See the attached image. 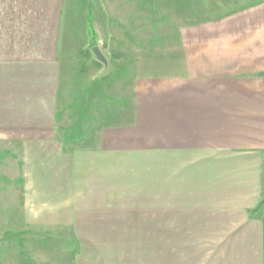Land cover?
Returning a JSON list of instances; mask_svg holds the SVG:
<instances>
[{"label": "crops", "instance_id": "obj_1", "mask_svg": "<svg viewBox=\"0 0 264 264\" xmlns=\"http://www.w3.org/2000/svg\"><path fill=\"white\" fill-rule=\"evenodd\" d=\"M127 6L0 0V264H264V5Z\"/></svg>", "mask_w": 264, "mask_h": 264}, {"label": "rangeland", "instance_id": "obj_2", "mask_svg": "<svg viewBox=\"0 0 264 264\" xmlns=\"http://www.w3.org/2000/svg\"><path fill=\"white\" fill-rule=\"evenodd\" d=\"M143 1L144 4L140 5ZM128 18L185 19L192 24L262 9L264 0H127ZM6 235L0 236L1 239Z\"/></svg>", "mask_w": 264, "mask_h": 264}, {"label": "water", "instance_id": "obj_3", "mask_svg": "<svg viewBox=\"0 0 264 264\" xmlns=\"http://www.w3.org/2000/svg\"><path fill=\"white\" fill-rule=\"evenodd\" d=\"M93 50L96 53V55H97L98 58L103 59V58H101V55H100V53H99V51H98L97 48H94Z\"/></svg>", "mask_w": 264, "mask_h": 264}]
</instances>
